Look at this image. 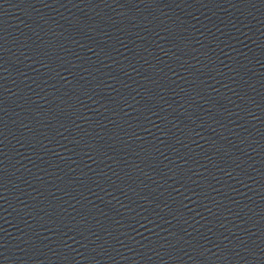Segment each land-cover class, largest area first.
<instances>
[{
  "label": "water",
  "instance_id": "obj_1",
  "mask_svg": "<svg viewBox=\"0 0 264 264\" xmlns=\"http://www.w3.org/2000/svg\"><path fill=\"white\" fill-rule=\"evenodd\" d=\"M0 264H264V0H0Z\"/></svg>",
  "mask_w": 264,
  "mask_h": 264
}]
</instances>
